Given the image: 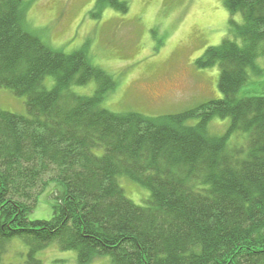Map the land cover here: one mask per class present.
<instances>
[{"label":"trees","instance_id":"1","mask_svg":"<svg viewBox=\"0 0 264 264\" xmlns=\"http://www.w3.org/2000/svg\"><path fill=\"white\" fill-rule=\"evenodd\" d=\"M27 4L0 0V88L26 111L0 110V264L14 240L27 264L52 243L79 264H264V0H224L228 34L196 60L218 68L220 98L159 117L103 108L114 78L86 47L64 53L29 30ZM103 7L128 10L95 0L89 14ZM42 196L51 216L30 219Z\"/></svg>","mask_w":264,"mask_h":264},{"label":"rangeland","instance_id":"2","mask_svg":"<svg viewBox=\"0 0 264 264\" xmlns=\"http://www.w3.org/2000/svg\"><path fill=\"white\" fill-rule=\"evenodd\" d=\"M26 1L29 30L64 53L86 47L92 64L114 78L116 86L102 103L111 112L173 115L221 96L218 68L200 69L196 60L228 34L230 16L224 0H123L127 12L103 7L99 18L89 14L95 0ZM260 65L263 74L256 79L264 83V60ZM52 84L49 78L47 87ZM94 88L92 83L75 90L89 96ZM0 110L25 115L24 99L0 88ZM226 123L212 125V132L222 134ZM121 186L135 203L145 196L126 179ZM50 216L49 201L42 196L29 218ZM26 253L23 244L14 240L3 260L27 264ZM36 259L40 264H79L75 250L63 251L57 243L38 252ZM88 264H111V260L101 256Z\"/></svg>","mask_w":264,"mask_h":264}]
</instances>
